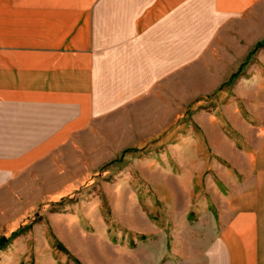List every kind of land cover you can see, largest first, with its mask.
Returning <instances> with one entry per match:
<instances>
[{"label":"rangeland","instance_id":"1","mask_svg":"<svg viewBox=\"0 0 264 264\" xmlns=\"http://www.w3.org/2000/svg\"><path fill=\"white\" fill-rule=\"evenodd\" d=\"M253 9L182 86L95 120L0 197V264H193L207 252L264 125V0Z\"/></svg>","mask_w":264,"mask_h":264},{"label":"crops","instance_id":"2","mask_svg":"<svg viewBox=\"0 0 264 264\" xmlns=\"http://www.w3.org/2000/svg\"><path fill=\"white\" fill-rule=\"evenodd\" d=\"M253 1L0 0V197L95 120L182 86ZM257 137L225 225L193 264H264V125Z\"/></svg>","mask_w":264,"mask_h":264},{"label":"trees","instance_id":"3","mask_svg":"<svg viewBox=\"0 0 264 264\" xmlns=\"http://www.w3.org/2000/svg\"><path fill=\"white\" fill-rule=\"evenodd\" d=\"M257 44H258L259 46L264 45V40L258 42ZM7 240H9V239L5 237V241H3V243L6 244V243L8 242Z\"/></svg>","mask_w":264,"mask_h":264}]
</instances>
